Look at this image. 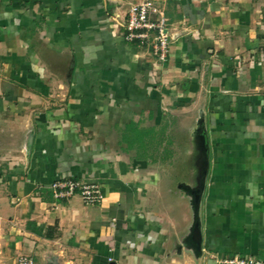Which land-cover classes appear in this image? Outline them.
I'll list each match as a JSON object with an SVG mask.
<instances>
[{
	"label": "crops",
	"instance_id": "obj_1",
	"mask_svg": "<svg viewBox=\"0 0 264 264\" xmlns=\"http://www.w3.org/2000/svg\"><path fill=\"white\" fill-rule=\"evenodd\" d=\"M137 1L0 0V264L264 260V0L165 5L166 63Z\"/></svg>",
	"mask_w": 264,
	"mask_h": 264
},
{
	"label": "built area",
	"instance_id": "obj_2",
	"mask_svg": "<svg viewBox=\"0 0 264 264\" xmlns=\"http://www.w3.org/2000/svg\"><path fill=\"white\" fill-rule=\"evenodd\" d=\"M185 0H138L128 12L124 38L127 43L151 49L161 63L169 60L171 37L168 33V19L165 5ZM57 199H71L80 195L87 206L100 205L104 194L97 184L82 183L65 179L52 185ZM17 264H37L31 256H21ZM218 264H264L263 259L254 256H236L222 259Z\"/></svg>",
	"mask_w": 264,
	"mask_h": 264
},
{
	"label": "water",
	"instance_id": "obj_3",
	"mask_svg": "<svg viewBox=\"0 0 264 264\" xmlns=\"http://www.w3.org/2000/svg\"><path fill=\"white\" fill-rule=\"evenodd\" d=\"M201 190L197 189L193 192V194L196 197V200H199V194H200ZM194 240L199 243L201 241V232H200V228H199V224L196 225L195 230H194Z\"/></svg>",
	"mask_w": 264,
	"mask_h": 264
}]
</instances>
